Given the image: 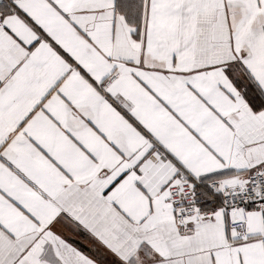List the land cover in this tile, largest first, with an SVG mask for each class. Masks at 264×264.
<instances>
[{"label":"snow or ice","instance_id":"6c2138e0","mask_svg":"<svg viewBox=\"0 0 264 264\" xmlns=\"http://www.w3.org/2000/svg\"><path fill=\"white\" fill-rule=\"evenodd\" d=\"M0 264H264V0H0Z\"/></svg>","mask_w":264,"mask_h":264}]
</instances>
